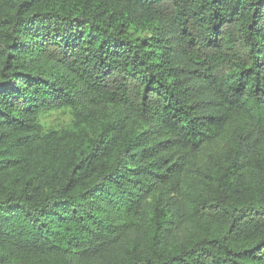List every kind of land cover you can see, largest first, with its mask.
<instances>
[{"label": "trees", "instance_id": "obj_1", "mask_svg": "<svg viewBox=\"0 0 264 264\" xmlns=\"http://www.w3.org/2000/svg\"><path fill=\"white\" fill-rule=\"evenodd\" d=\"M0 264H264V0H0Z\"/></svg>", "mask_w": 264, "mask_h": 264}, {"label": "rangeland", "instance_id": "obj_2", "mask_svg": "<svg viewBox=\"0 0 264 264\" xmlns=\"http://www.w3.org/2000/svg\"><path fill=\"white\" fill-rule=\"evenodd\" d=\"M68 121L69 115L64 112H55L44 119V122L48 127L59 126L61 124L67 123Z\"/></svg>", "mask_w": 264, "mask_h": 264}]
</instances>
